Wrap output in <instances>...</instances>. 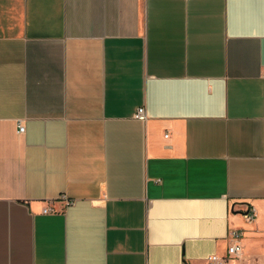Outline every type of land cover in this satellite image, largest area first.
Listing matches in <instances>:
<instances>
[{"label":"crops","instance_id":"0c3cea01","mask_svg":"<svg viewBox=\"0 0 264 264\" xmlns=\"http://www.w3.org/2000/svg\"><path fill=\"white\" fill-rule=\"evenodd\" d=\"M235 243L264 264V0H0V264Z\"/></svg>","mask_w":264,"mask_h":264},{"label":"built area","instance_id":"2783aa9c","mask_svg":"<svg viewBox=\"0 0 264 264\" xmlns=\"http://www.w3.org/2000/svg\"><path fill=\"white\" fill-rule=\"evenodd\" d=\"M147 112L144 106H141L137 109L134 118L140 121L147 120ZM18 131L20 133L25 132V127L21 122H18ZM167 136V135H166ZM57 210L53 207H47L43 210L44 214L55 213ZM245 218L249 221L254 220L256 216L255 209L253 207H249L244 214ZM231 238L235 241H239L242 238V233L238 231H233L230 234ZM242 252V247L239 243H235L228 247L227 254L224 256L212 255L208 260L210 264H227L229 260L239 258Z\"/></svg>","mask_w":264,"mask_h":264}]
</instances>
